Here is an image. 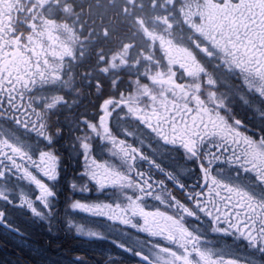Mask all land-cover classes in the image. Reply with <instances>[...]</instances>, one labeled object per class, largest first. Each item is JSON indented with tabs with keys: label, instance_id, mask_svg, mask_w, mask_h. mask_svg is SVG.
Returning <instances> with one entry per match:
<instances>
[{
	"label": "snow or ice",
	"instance_id": "snow-or-ice-1",
	"mask_svg": "<svg viewBox=\"0 0 264 264\" xmlns=\"http://www.w3.org/2000/svg\"><path fill=\"white\" fill-rule=\"evenodd\" d=\"M28 228L264 264V0H0V235L43 261Z\"/></svg>",
	"mask_w": 264,
	"mask_h": 264
},
{
	"label": "rangeland",
	"instance_id": "rangeland-1",
	"mask_svg": "<svg viewBox=\"0 0 264 264\" xmlns=\"http://www.w3.org/2000/svg\"><path fill=\"white\" fill-rule=\"evenodd\" d=\"M64 167L66 168L65 163H64ZM71 173H73V171ZM192 179H194V177ZM68 195H70V193L67 191L66 188H64L63 191H62V193H61V205H60L61 208H62V204H63V198L65 196H68ZM76 198L77 199H80L81 197L79 195H77ZM91 198H95V194H93V196ZM101 199H103V197H101ZM78 219H79V217H78ZM83 222L84 223H88V220L85 219ZM33 230L37 231L38 233L45 232V231L43 229H39V228H28L27 229L28 236H29L30 240L35 245H37L40 248L41 246L38 244V242H36L35 235L32 233ZM4 238L6 240H8L10 244L16 246V242L15 241H13V240L5 237V236H4ZM77 240L79 242H81V244L83 245V247H81V250L79 251V254H84V255L98 254L101 251H103L104 248L107 247V245L99 244V243H91L90 244V243L86 242L83 239H77ZM239 251L241 252V254H247V253L251 252L253 254V256L257 260H262L260 253L257 252V254H254L253 253L254 250L247 249L246 246L240 247ZM74 255H77V254H74ZM73 256L72 257H69L67 259V257H63V256H58L57 257L55 255L54 256H52V255L49 256V255H46L44 253V257H45L44 260H46V263L47 264H71V261H72ZM25 257L28 260H31V262H34L36 264H42V261L39 258L30 255L28 253V251H26V250H21V251L16 250V251H13L11 253H7L3 248L0 247V264H9V262H11V264H27V263H29V261L28 260L25 261L24 260V259H26ZM94 258H98V257L94 256ZM131 259L132 258H129L128 261L126 262V264H130L131 263V261H130Z\"/></svg>",
	"mask_w": 264,
	"mask_h": 264
},
{
	"label": "bare ground",
	"instance_id": "bare-ground-1",
	"mask_svg": "<svg viewBox=\"0 0 264 264\" xmlns=\"http://www.w3.org/2000/svg\"><path fill=\"white\" fill-rule=\"evenodd\" d=\"M32 233L35 235L36 242H38L41 246L40 248L43 250V253L49 256H63L68 259L69 257H72L75 252L80 251L81 247H83L81 242L71 236L63 235V237H50L46 232L38 233L35 230H33ZM0 241L7 253H11L16 250L21 251L16 246L10 244L3 235H0ZM42 264H47L46 260L42 261Z\"/></svg>",
	"mask_w": 264,
	"mask_h": 264
},
{
	"label": "trees",
	"instance_id": "trees-1",
	"mask_svg": "<svg viewBox=\"0 0 264 264\" xmlns=\"http://www.w3.org/2000/svg\"><path fill=\"white\" fill-rule=\"evenodd\" d=\"M85 103H87V102L85 101ZM81 110H82V109H81ZM66 162L69 163L67 160H66ZM72 170H73V165L69 163V167H68V171H67V173L72 172ZM63 235H64V234L61 233L59 236L63 237ZM0 242H1V241H0ZM0 247L3 248V245H2L1 243H0ZM3 249H4V248H3ZM75 254H79V251H78V252H75ZM25 258H26V257H25ZM24 260L26 261V260H28V259L26 258V259H24ZM28 261H29V263L26 262L27 264H36V263H34V262H31V260H28Z\"/></svg>",
	"mask_w": 264,
	"mask_h": 264
},
{
	"label": "flooded vegetation",
	"instance_id": "flooded-vegetation-1",
	"mask_svg": "<svg viewBox=\"0 0 264 264\" xmlns=\"http://www.w3.org/2000/svg\"><path fill=\"white\" fill-rule=\"evenodd\" d=\"M68 176H71V174H68ZM248 249V248H247ZM254 254H257V252H253ZM262 260H264V256L261 255Z\"/></svg>",
	"mask_w": 264,
	"mask_h": 264
}]
</instances>
